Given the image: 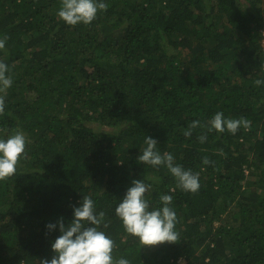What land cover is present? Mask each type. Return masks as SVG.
I'll return each mask as SVG.
<instances>
[{"label": "trees", "instance_id": "1", "mask_svg": "<svg viewBox=\"0 0 264 264\" xmlns=\"http://www.w3.org/2000/svg\"><path fill=\"white\" fill-rule=\"evenodd\" d=\"M104 2L92 22L68 25L61 0H0L13 81L0 89V138L26 137L15 174L0 179V264L50 257L58 232L45 224L70 219L85 195L104 213L114 258L264 264V0ZM217 112L249 126L219 132ZM145 136L198 174V191L139 162ZM134 179L150 208L173 197L178 241L146 249L125 231L114 209Z\"/></svg>", "mask_w": 264, "mask_h": 264}, {"label": "clouds", "instance_id": "2", "mask_svg": "<svg viewBox=\"0 0 264 264\" xmlns=\"http://www.w3.org/2000/svg\"><path fill=\"white\" fill-rule=\"evenodd\" d=\"M107 7L104 0H61L57 15L68 25L88 24L96 18L98 11ZM4 46L5 40L0 39V49ZM7 72L8 65L0 61V89H6L13 83ZM255 83L260 85L264 81L258 79ZM4 103V97L0 96V111H3ZM198 124L199 121L194 120L191 127ZM210 125L219 132L227 129L234 134L240 126L247 128L249 121L244 118L228 119L222 112H217L211 118ZM184 134L190 135V130ZM204 138L200 137L201 140ZM144 145L138 156L139 162L152 166L164 165L180 188L189 192L198 191V174L174 164L171 153L161 154L157 151L155 138L145 136ZM25 146L26 137L21 131L0 138V179L15 174ZM203 163L208 164L209 160L204 157ZM147 189L148 186L143 180H132L114 209L115 215L120 219L125 231L139 239L141 246L178 241V233L175 230L177 216L171 206L173 197L162 194L159 197L160 206L150 208L145 197ZM106 227L104 213L96 211L92 197H81L79 203L72 205L70 219L58 217L55 221L45 224L48 232L56 231L58 235L50 242V257H42L40 264H131L125 257L114 258V241L104 231Z\"/></svg>", "mask_w": 264, "mask_h": 264}, {"label": "rangeland", "instance_id": "3", "mask_svg": "<svg viewBox=\"0 0 264 264\" xmlns=\"http://www.w3.org/2000/svg\"><path fill=\"white\" fill-rule=\"evenodd\" d=\"M263 41V40H262ZM262 41H261V43H262ZM230 211H232V209H230L228 212L226 211L225 213H223L222 215H221V217H220V221H218V222H215V225H218V223H220L221 221L222 222H225V221H228L229 220V212ZM144 247L147 249V248H151V247H153V245H144ZM182 263V262H181Z\"/></svg>", "mask_w": 264, "mask_h": 264}, {"label": "built area", "instance_id": "4", "mask_svg": "<svg viewBox=\"0 0 264 264\" xmlns=\"http://www.w3.org/2000/svg\"><path fill=\"white\" fill-rule=\"evenodd\" d=\"M262 35H263V37H262V48H263V51H264V31H262ZM263 64H262V68H263V70H264V59H263V62H262Z\"/></svg>", "mask_w": 264, "mask_h": 264}]
</instances>
